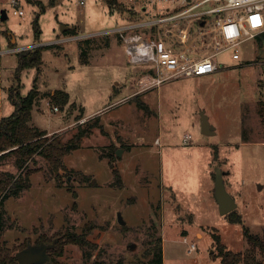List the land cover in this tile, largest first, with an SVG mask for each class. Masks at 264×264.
I'll use <instances>...</instances> for the list:
<instances>
[{
    "label": "rangeland",
    "instance_id": "rangeland-1",
    "mask_svg": "<svg viewBox=\"0 0 264 264\" xmlns=\"http://www.w3.org/2000/svg\"><path fill=\"white\" fill-rule=\"evenodd\" d=\"M38 1L42 6L33 0H18L16 6L0 0V10L7 13L0 18V118L14 109L11 88L24 96L36 83L39 96L31 123L63 139L95 115L103 128H93L80 147L64 156L67 171L61 170L60 184L43 157L29 163L36 169L29 188L4 202L9 219L0 241L9 247L33 244L91 226L88 238L97 248L83 254L78 244H64L55 257L67 264H129L142 258L147 242L157 236L162 237L164 264H222L213 233L229 249L244 250L242 224L218 212L210 172L225 170L226 189L239 203L235 211L252 232L261 233L264 124L258 100L264 98V42L246 40L239 59L230 49L220 51L216 60L221 65L211 74L137 92L142 73L126 62L124 47L111 31L137 15L127 0ZM17 7L22 15L13 13ZM193 24L197 56L213 52L208 35ZM65 27L72 31L64 33ZM32 43L36 47L28 51L33 56L38 48L40 61L17 69V50L12 49ZM56 89L67 91L69 99L54 109L50 93ZM202 111L213 133H202ZM0 169L19 172L12 157L2 160ZM192 242L196 249L189 251Z\"/></svg>",
    "mask_w": 264,
    "mask_h": 264
},
{
    "label": "built area",
    "instance_id": "built-area-1",
    "mask_svg": "<svg viewBox=\"0 0 264 264\" xmlns=\"http://www.w3.org/2000/svg\"><path fill=\"white\" fill-rule=\"evenodd\" d=\"M79 1L84 3V0ZM127 2L130 8L135 9L137 15L134 20L111 31L124 47L126 62L130 66L138 67L142 73L137 92L158 88L165 82L180 77L214 72L220 67L216 60L220 51L230 49L232 58L239 59V47L246 40L264 32V0ZM11 3L16 6L18 0H11ZM13 13L22 15L24 11L17 7L13 9ZM193 23L201 33L208 35L213 52L197 56L196 46L191 41ZM109 33L110 30L103 34ZM53 43L55 42L49 44ZM33 47H36V44L12 50ZM56 108L57 106H54V109ZM189 137L190 135L187 138ZM194 249L196 245L192 242L189 251Z\"/></svg>",
    "mask_w": 264,
    "mask_h": 264
},
{
    "label": "trees",
    "instance_id": "trees-1",
    "mask_svg": "<svg viewBox=\"0 0 264 264\" xmlns=\"http://www.w3.org/2000/svg\"><path fill=\"white\" fill-rule=\"evenodd\" d=\"M33 1L41 4L38 0ZM34 25L35 34H38L37 18L34 21ZM71 31L69 28L64 32ZM255 38L259 42H264V32L258 34ZM10 44L12 46V43ZM81 46V56L86 59V50L83 44ZM28 50L21 49L16 51L18 57L17 69L40 61V51L38 48L33 58H31L33 53ZM38 96L39 90L36 83L24 96H20L14 88H11L9 99L14 109L9 115L0 118V162L7 157H12L14 165L19 169L17 174L11 170L0 169V232L5 228L6 222L9 219L4 208L6 198L20 195L31 184L30 175L36 169L31 168L29 163L36 162V156L43 157L46 160L50 176H53L60 184L61 170L67 171L64 156L80 147L82 139L89 136L93 128H103L99 122V115H95L83 121V123H79L76 130L67 139H63L55 132L48 134L46 129L31 123L32 109ZM50 99L54 106H58L59 104L67 103L69 95L63 89H56L53 93H50ZM137 103L139 107L148 109L147 105L139 99H137ZM258 105L261 121L264 124V98L258 100ZM80 116L82 117V115ZM112 155L110 156L112 157ZM214 157H217L216 151L214 152ZM113 171L115 177H119L118 170L113 167ZM226 215L230 221L242 224V233L248 246L244 250L234 251L221 241L220 234L213 233L215 247L221 257L222 264H264V226L261 233H255L243 223L241 213L236 212L235 209ZM90 228L91 226H87L80 232L66 229L56 236L38 238L33 244L46 243L52 244V246L47 250L49 254L48 260L37 264H67L57 260L55 257L62 254L63 245L66 243L78 244L83 248V254H86L87 249L95 250L97 243L88 238ZM28 243L30 242L9 247L6 241H0V264H19L15 251L26 247ZM142 255V258L131 261L129 264H163L162 237L151 238L147 242Z\"/></svg>",
    "mask_w": 264,
    "mask_h": 264
},
{
    "label": "water",
    "instance_id": "water-1",
    "mask_svg": "<svg viewBox=\"0 0 264 264\" xmlns=\"http://www.w3.org/2000/svg\"><path fill=\"white\" fill-rule=\"evenodd\" d=\"M7 17L5 9H1L0 18L4 19ZM203 23V21H201ZM264 58V51L261 55ZM201 131L205 134H210L214 132V127L209 123L208 116L202 111V122H201ZM120 149L116 153H119ZM224 171L221 168H216L214 175V196L218 203V209L220 214L225 215L230 211L234 210L237 206L235 199L226 189L224 179ZM120 223L125 224V221L119 216ZM52 244L39 243L31 244L28 243L26 247L15 252L16 259L19 264H37L42 263L48 260L49 254L48 249ZM130 246H134L133 243Z\"/></svg>",
    "mask_w": 264,
    "mask_h": 264
},
{
    "label": "crops",
    "instance_id": "crops-1",
    "mask_svg": "<svg viewBox=\"0 0 264 264\" xmlns=\"http://www.w3.org/2000/svg\"><path fill=\"white\" fill-rule=\"evenodd\" d=\"M1 11V10H0ZM65 28H67V27H65ZM64 29V28H63ZM67 29H69V28H67ZM65 31V30H64ZM65 33V32H64ZM11 39V36H10V38H9V41H10V43H12V46H13V42H14V40L13 41H11L10 40ZM34 43V42H33ZM32 43V44H33ZM31 44V45H32ZM11 45V44H10ZM27 46H30V45H26V46H20V48L21 47H27ZM34 57V55L31 57V58H33ZM221 65V64H220ZM219 69V68H218ZM217 69V70H218ZM215 72V71H214ZM211 73H213V72H211ZM211 73H208V74H211ZM204 75H207V74H204ZM159 88V87H158ZM54 91V90H53ZM53 91H52V93H53ZM132 94H134V92L133 93H131V95ZM36 125V124H35ZM216 129V128H215ZM48 132H51L52 130H48V129H46ZM190 135V134H189ZM211 174H210V176L212 175V182H214V175H213V172L211 171L210 172ZM225 174H226V172H225V170H224V174H223V179H224V176H225ZM225 182V181H224ZM230 192V194L233 196V198L235 199V202H236V204H237V206H236V208L238 207V201H237V199H236V197L232 194L233 192H231V191H229ZM209 197V199L211 198L210 196H208ZM217 202V201H216ZM218 204V203H217ZM218 212H219V210H218ZM190 216H191V221H193V219L195 218V213H194V211H190V214H189ZM222 215V214H221ZM223 216H225V215H223ZM163 264H164V262H163Z\"/></svg>",
    "mask_w": 264,
    "mask_h": 264
}]
</instances>
